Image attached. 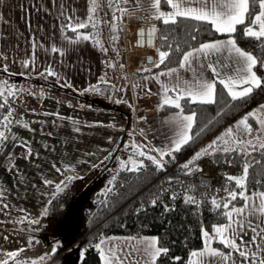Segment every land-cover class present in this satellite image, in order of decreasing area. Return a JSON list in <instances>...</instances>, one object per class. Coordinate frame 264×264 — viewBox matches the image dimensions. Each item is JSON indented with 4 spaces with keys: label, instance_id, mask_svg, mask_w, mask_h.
Returning <instances> with one entry per match:
<instances>
[{
    "label": "snow or ice",
    "instance_id": "snow-or-ice-1",
    "mask_svg": "<svg viewBox=\"0 0 264 264\" xmlns=\"http://www.w3.org/2000/svg\"><path fill=\"white\" fill-rule=\"evenodd\" d=\"M2 3L3 0H0V4ZM162 3H166L170 11H163ZM21 7L23 8V5ZM35 7L38 12L43 11L46 14H52L55 10L58 14L57 19L63 21L60 31L70 30L76 34L74 43L88 41L90 37L96 44L100 43L96 39L99 36L100 23L95 18L96 0H90L86 18H78L75 10L68 8L64 0H48L47 4L44 0H40ZM108 7L112 10V17L111 22L106 23L114 33L111 36L113 42L120 39L118 33L124 31L126 18L134 17L143 21V26L137 30L140 37L137 43L139 47L145 49L147 63L137 69V75L150 74L143 75V81L155 80L160 85V90L153 93L146 83L135 79L132 87L146 90L145 94L148 96H160L162 102L157 105L158 110L170 107L177 111L165 121L173 125V128L172 134L166 136V142L163 145L157 147L150 142L148 145L124 144L123 150L127 152L131 148L132 154L126 160L117 157L119 172L108 181L109 187L104 193L105 196L114 191L115 181L120 172H141L148 167L145 161H150L156 171H164L168 163L165 157L175 160L176 153L181 152L208 125L212 124L213 121L208 120L204 127L193 133V129L197 126L198 114L203 106L226 103L225 92L231 101L235 102L245 100L256 89H264V76L256 70L258 67L264 68V56L239 46L235 35L238 27L242 26L243 37L254 40L256 46L264 50V0H108ZM150 21H158L165 27ZM89 25L94 30L92 33L81 32ZM202 25H209L211 32L227 36V39L200 42L198 46H195L192 42L197 41L201 32L204 31ZM180 27H183L184 31L182 38H178L176 34V30ZM35 47L36 45L33 44L34 49ZM148 48L156 53L155 57L148 55ZM104 51L106 52L107 49ZM51 52H59L61 56L64 54L55 46L51 48ZM35 64L34 57L31 62L22 61V67L26 69ZM173 64L178 66H170ZM120 67L123 69L124 65L121 64ZM3 70L8 72L7 65H4ZM32 70L35 71V67H32ZM208 73L211 75L209 76ZM39 76H55L58 82L63 79L51 67L40 72ZM100 79L107 84L104 77ZM60 86L73 87L66 79ZM11 87L15 88L16 85L13 84ZM100 91L101 89L96 86H90L84 90V92L96 93ZM15 95L16 93L11 90L6 93L0 90V129H3L0 130V148L6 146L11 136L15 146L26 149L25 158H28L32 155L28 142L17 141L12 131L14 124L21 123L20 117L10 106L8 99ZM12 103H16V100ZM116 103H121V100H117ZM217 115L220 113L218 112ZM138 119L146 121L147 118L139 117ZM24 126L27 127L26 124ZM145 148L147 150H144ZM152 152L157 155H152ZM111 156L110 152L104 160L110 159ZM221 156L229 167L239 164L241 174H227L225 176L227 184L216 189L217 193L223 192L225 195L220 198L213 195L211 205L220 211L226 223L214 225L211 235L207 230H202L203 249L192 251L188 264H217V261L219 264H264V104L248 111L179 167L185 176H192L204 171L198 163L203 158L213 157L215 163H220ZM8 160L14 163L11 157ZM52 167L57 172H61L55 164ZM257 168L261 171L257 172ZM65 170L74 171L71 167ZM76 178L69 175L56 182L54 198L56 194L63 193L68 184ZM172 180L173 178L169 177L168 183L171 184ZM44 183L51 185L53 181L46 179ZM250 185L251 190H249ZM158 191L162 193L167 192L168 189L161 185ZM171 198L176 199L177 194L173 193ZM48 203L51 204L52 201ZM102 203L107 205L106 201ZM157 203L158 198L151 201L152 206ZM184 203L199 206V201L194 195H185ZM238 203L240 206H237ZM0 207L4 210L9 209L7 203ZM47 213L48 209L45 208L43 214L47 215ZM19 222H24V218L22 217ZM28 222L39 224L41 221L29 220ZM111 240L112 238L100 239L93 245L99 253L101 264H125L132 252L140 251L139 248L130 250L121 248L117 251L115 247L107 249L102 247ZM216 241L227 251L213 247ZM157 243L155 238L147 241V246L143 249L148 258L145 264H149V261L150 264H157L158 258L169 252L167 247H157ZM31 244L30 240L29 245ZM59 246V241L56 245L50 246L49 253L55 254ZM25 251L24 248H19L0 252V264H37L35 259L29 261V258L25 257ZM83 255L84 253L81 252L82 257ZM44 258V256L39 257L40 261ZM173 259L180 260L179 257Z\"/></svg>",
    "mask_w": 264,
    "mask_h": 264
},
{
    "label": "rangeland",
    "instance_id": "rangeland-1",
    "mask_svg": "<svg viewBox=\"0 0 264 264\" xmlns=\"http://www.w3.org/2000/svg\"><path fill=\"white\" fill-rule=\"evenodd\" d=\"M162 9L165 12L170 11L169 8H164L163 5ZM96 10L97 19L100 21V28L108 26L109 24L106 22H109L110 18L108 16L111 10L108 7V0H96ZM129 21L137 22L140 20L133 17L129 18ZM103 31L105 34V29ZM110 32L112 31L110 30ZM119 34L121 35V32H119ZM112 43L115 44V51L118 49L116 52L119 53V55H115L116 60H119V62L123 61V75H119V78H121L116 81L114 85L103 83L98 86V88L101 89L99 93L83 92V94H77L78 97H75L74 94L70 96V94L67 95L63 93V97H67L63 103L71 105V107L79 106L78 109L81 108L89 113L91 110L117 113L119 115L117 121L119 122L120 120V126L125 128V126H127V118L132 113L133 99L134 97L141 96L143 90L134 89L132 87L136 73L132 74L133 71L131 69H129L130 77L128 79L124 58L121 53V41L120 45L113 41ZM101 45L104 52V66L106 69L110 70V64L112 65L113 61L108 50L109 48L111 49L112 44L111 42L108 43L104 37H102L100 46ZM104 49H107V51L105 52ZM114 71L118 72L115 69ZM137 79L138 77H135V80ZM11 85L13 84L8 86L0 84V90L4 88L3 91L7 92L11 90L16 92L17 88H12ZM52 89H50V95H46L34 89L29 92L24 89L19 91L23 92L24 95L28 93L29 95L31 94L30 96L40 99L46 95L47 98L50 97L53 101H62L56 94L59 93V91L57 92L54 88ZM60 91L62 90L60 89ZM156 91H159V85ZM64 92L67 93L66 90H64ZM18 95L20 94L17 93L14 97L8 98L11 107H14L15 103H12V101L15 100ZM22 98H24V96L17 98L16 102H20ZM117 100H121V103H116ZM16 113L20 117L21 123L14 124L12 131L17 141L22 140L28 142L32 155L25 158L26 149L15 146L11 136L6 146L0 148V205L4 203L9 205L8 210H4L0 207V252L24 248L26 250L24 255L26 258H29V261L35 259L37 264H49L51 262V254L49 253L50 246L56 245L59 241V248H70L76 243L75 234L82 225L84 203L87 201L88 195L92 191L103 188L110 179V176L119 168V160L117 157L120 159L125 158L122 153L124 151V146L119 145L115 149V152L113 151L114 149H110L115 155L105 161L104 158L101 159L103 152H106L107 149V143L101 142L102 138L100 137L102 135V130L88 127H93L95 125H78L76 128L78 131L74 129L68 132L70 131L69 126L66 128L57 122V120L49 117L34 115L27 116V118L22 112L16 111ZM143 116L142 114H138V118ZM87 120L90 121L91 124H93L92 122H94V124H98L97 122H104L102 124L105 125L109 122L107 117L97 118L92 116ZM25 124L27 127L24 126ZM64 128H66V130ZM223 131L224 130L221 132ZM221 132H219L218 135ZM211 140L209 142H211ZM9 157L12 158L14 163L9 162ZM102 161L104 162L101 163ZM53 164L59 167L61 172H57L55 168L52 167ZM68 167H71L74 171H66L65 169ZM69 175L77 178L68 184L71 195L68 201L66 214L60 220L50 216L49 213L44 215L45 208L48 209L49 206L48 202L54 196L55 183L63 180ZM46 179L52 180L53 184L46 185L44 183ZM22 217L24 218V222L21 223L19 221ZM29 220H40L41 222L39 224H30L28 222ZM211 234L212 232L210 235ZM108 236L110 238L117 237L113 235ZM5 237L8 239L5 240ZM141 237L146 238V245H144V248L147 246L148 240L155 238L154 236ZM131 239L134 240L136 238L131 237ZM30 240L32 241L31 246L29 245ZM139 240L141 239H136L134 242L138 243ZM137 243L133 244V246H138ZM212 246L220 249L214 246V244ZM202 249L203 246L198 250ZM220 250L227 251L224 249ZM41 256L45 257L43 261L39 259ZM80 257L81 252L79 250H73L64 257L63 264H73ZM141 257L144 259V262L142 261L143 263L148 259L145 254ZM134 260H136V257L131 256L128 262H133ZM217 264H219V261H217Z\"/></svg>",
    "mask_w": 264,
    "mask_h": 264
},
{
    "label": "trees",
    "instance_id": "trees-1",
    "mask_svg": "<svg viewBox=\"0 0 264 264\" xmlns=\"http://www.w3.org/2000/svg\"><path fill=\"white\" fill-rule=\"evenodd\" d=\"M108 17L111 19L112 10H110ZM95 18H98L97 10ZM110 19L109 22H111ZM157 24L160 27H165L158 21ZM201 27L204 31L201 32L197 41L192 42L195 46H198L200 42L226 37L211 32L209 25H202ZM93 31L91 25L87 29L81 30V32L86 34ZM98 32L99 36L96 39L99 42L102 41V37L108 43L111 42L112 46L108 52H110L112 57V67L120 74L122 71L120 65L123 64V61L119 62V60H116L115 55L118 49L115 51V44L111 40V36L114 33L110 32L109 25L102 28L98 26ZM176 34L178 38H182L184 35L183 27L178 28ZM68 35L74 36L75 33L68 31ZM235 35L239 46L249 51H254L257 55L264 56V50L257 47L254 40L243 37L242 26L238 27V32ZM119 36L121 38L120 34ZM120 41L119 39L116 43L120 45ZM86 43L97 49L104 57L100 43L96 44L91 37ZM170 66L178 65L173 64ZM256 70L261 76H264V68L258 67ZM47 77L50 78V76ZM14 85H16L15 93L17 94L21 82ZM1 90L3 91L4 88ZM224 100L226 103L222 102L202 107L193 133L204 127L208 120H212V124L208 125L181 152L176 153L175 160L165 157L168 163L164 171H156L150 161H145L148 167L141 172H120L115 181L116 187L114 191L107 196L104 193L109 187L108 182L100 190L92 191L83 206L82 225L75 234L76 243L70 248L61 247L55 254H51V262L49 264H63L64 257L73 250H79L84 253L83 257L81 256L73 264H100L99 253L93 245L108 235L154 236L158 242V247H167L169 249L167 254H162L158 258L157 264H188L190 253L201 249L203 246L202 230H207L211 233L214 225L226 222L220 211L214 209L211 205L213 195L217 196V198L225 195L223 192L217 193L216 189L222 188L227 184L225 179L227 174L240 175L241 172L239 164L232 167L226 165L223 156L220 157V163H215L213 157L203 158L198 163L201 164L204 171L192 176H185L179 165L186 162L201 147L206 146L212 138L218 135L232 121L245 114L249 108L258 103H264V89H256L245 100L235 102L231 101V98L225 92ZM172 110L176 109L170 107L162 109L163 112ZM218 112L220 115H217ZM260 171L261 169L257 168V172ZM117 172H119V168L114 171L111 177ZM169 177L173 178L171 184L168 183ZM120 185L123 186L121 187ZM161 185L168 191L159 192ZM251 187L250 185L249 190H251ZM173 193L177 194L176 199L171 198ZM70 195L71 190L68 186L63 193L56 194L55 198L53 196L51 198L52 203L48 206L49 215L57 220L62 219L67 212ZM185 195H194L199 201V206L184 203ZM157 198L158 203L152 206L151 201ZM102 201H106L107 205L105 206ZM239 205L238 203L237 206ZM213 244L223 249V246L218 241ZM174 257H179L180 260L176 261L173 259Z\"/></svg>",
    "mask_w": 264,
    "mask_h": 264
},
{
    "label": "crops",
    "instance_id": "crops-1",
    "mask_svg": "<svg viewBox=\"0 0 264 264\" xmlns=\"http://www.w3.org/2000/svg\"><path fill=\"white\" fill-rule=\"evenodd\" d=\"M39 2L40 0H3V3L0 4V84L8 86L21 82V86L18 88V94L20 95H18L16 99L22 96H24V98L21 100L19 99L20 102L17 101L15 103L13 107L15 111L22 112L25 117L35 115L57 120V122L64 127L67 128V126H69L70 131L68 132L74 129L76 130L78 125H95L93 127H88L102 130V135L100 137L102 138L101 142L107 143L106 152H103L101 159L108 156L110 152L112 156H114L115 154L113 151L115 152V149L119 145L124 146L125 143L129 145L133 143L148 145L150 142L151 145L157 147L163 145L166 142V136L172 134L171 129L173 128V125L167 124L165 121L177 110L169 112H163L162 109L158 110L157 105L162 102L161 97L158 95L148 96L145 94L146 90H143L141 96L134 97L132 102V113L127 118V126H125V128L120 126V120L119 122L117 121L119 118L117 113L103 112L100 110H91L89 113L81 108L78 109L79 106L71 107L63 103L67 98L63 97V93L67 95L70 94V96L74 94L75 97H78L77 94L83 93L84 90L88 89L90 86L98 87L102 85L103 82L100 79L101 77H104L107 83L114 85L115 82L121 78H119V75L123 74L122 71L120 74L115 72L112 66H110V70L106 69L103 56L97 49L87 45L86 41L74 43L73 41H75L76 34L70 36L68 35V31L61 32L60 26L63 21L57 19L58 14L55 10H53L52 14H46L43 11L38 12L35 5ZM64 2L67 4L68 8L75 10L78 18L87 17L89 0H64ZM44 3L47 4L48 0H44ZM21 5H23V8ZM162 5L164 8L168 9L166 3H162ZM223 39H227V36L215 40ZM33 44L36 45L35 49L33 48ZM53 46L62 50L64 54L61 56L59 52L52 53L51 48ZM33 57L36 61L34 66H30L27 69L22 67V61L29 60L31 62ZM4 65L8 67L7 73L3 70ZM32 67H35V71L32 70ZM48 67H51L56 73L63 77V79L58 82L55 76H50V78L39 76V73L43 72ZM154 71L159 70L154 69ZM9 73H11V75ZM21 73H23V75H21ZM143 75L150 74L146 73ZM143 75H137L136 73L135 77H138L136 81L146 83L147 87L151 88L153 93H157L156 88L159 84L155 80L143 81ZM187 75L190 76V74ZM208 75L210 76L211 73H208ZM65 79L69 81L73 87H61L60 85ZM161 79L163 80L164 78L162 77ZM52 88L57 92L59 91V93L56 94L62 101H53L52 98H47L46 95L51 94L50 89ZM23 89L28 92L34 89L46 95L41 99L30 96L31 94L29 95L28 93L24 95L23 92L19 91ZM60 89L62 91H60ZM64 90H66L67 93H65ZM260 104L264 103L255 104L249 108L247 112L256 109ZM247 112H245V114ZM138 114L144 115L143 117L147 118L146 121L139 120ZM243 115L244 114L232 121L223 130L233 125L242 118ZM92 116L97 118L107 117L109 122L105 125L102 124L104 122H97L98 124L92 122L93 124H91L87 119ZM73 121H75V123H73ZM66 128L64 129L66 130ZM141 132H143V135H141ZM110 149L114 150L111 151ZM144 150L147 149L145 148ZM122 153L126 160L127 157L132 154V150L130 148L129 151H123ZM151 154L154 156L157 155L155 152ZM131 237L132 236L113 237L111 241H107L102 247L105 249L115 247L117 251L121 248L125 250L139 248L140 251H134L128 256L125 264H145L141 256L144 254L143 249L144 245H146V238L141 236L133 237L141 239L137 243L134 242L136 239L133 240ZM106 238L110 237L104 236L102 239ZM136 243L138 246H133V244ZM131 256H135L136 260L128 262Z\"/></svg>",
    "mask_w": 264,
    "mask_h": 264
},
{
    "label": "built area",
    "instance_id": "built-area-1",
    "mask_svg": "<svg viewBox=\"0 0 264 264\" xmlns=\"http://www.w3.org/2000/svg\"><path fill=\"white\" fill-rule=\"evenodd\" d=\"M150 23H157V21H150ZM143 26V21L130 22L126 18L124 22V31L121 32V53L124 58L126 66V74L129 79V69L132 74L137 73V69L143 64L147 63V56L144 55L145 49L139 47L138 40L140 39L138 29ZM148 55L156 56V53L151 49H147Z\"/></svg>",
    "mask_w": 264,
    "mask_h": 264
}]
</instances>
